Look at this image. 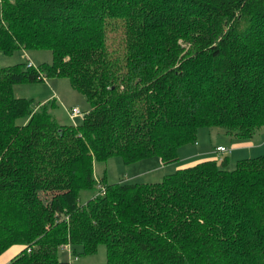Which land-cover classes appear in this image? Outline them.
Masks as SVG:
<instances>
[{
	"label": "trees",
	"instance_id": "16d2710c",
	"mask_svg": "<svg viewBox=\"0 0 264 264\" xmlns=\"http://www.w3.org/2000/svg\"><path fill=\"white\" fill-rule=\"evenodd\" d=\"M18 49L52 59L0 66V254L21 246L7 264H72L99 244L105 264H264V153L156 182L96 174L112 156L176 162L201 127L264 129V0H0V51ZM44 77L85 97L80 123L12 95Z\"/></svg>",
	"mask_w": 264,
	"mask_h": 264
},
{
	"label": "rangeland",
	"instance_id": "374dc122",
	"mask_svg": "<svg viewBox=\"0 0 264 264\" xmlns=\"http://www.w3.org/2000/svg\"><path fill=\"white\" fill-rule=\"evenodd\" d=\"M117 25V24H115ZM120 29L111 30L108 32V44L109 49H116L119 47ZM52 59L51 52L48 49H35V50H15L11 54H4L0 51V66H9L14 64H24L32 63V66L36 67L41 63H50ZM12 95L14 97H23L31 100V106L37 108L40 103L44 101H53L54 106L50 109V114L52 118L60 124H78L82 120V116H76L73 119H69L67 112L72 108L78 109L80 112L85 113L89 109V105L85 97L72 89L69 81L64 77H44L43 80L33 81L29 83H18L12 85ZM52 95L51 98L49 96ZM48 98V99H47ZM43 101V102H42ZM210 130H215L219 132L221 130L217 127H201L197 129L196 136H199L201 132H207ZM212 141L216 139L214 131H211ZM260 146L263 147L260 152L251 154L249 158L256 157L264 153V130H261L256 137ZM227 154V153H226ZM140 164V163H139ZM235 164V162H234ZM234 164L230 165L229 168H232ZM135 163L125 164L121 161L120 157L112 156L109 157L105 162L98 163L96 165V174H101L102 170L104 171V178L107 183H132V182H156L161 179L159 176L160 171L152 172L140 177L128 178L132 176L133 168ZM173 167H167V172H172ZM165 171V170H164ZM163 172V170L161 171ZM87 195L88 192H83V196ZM48 200V195L40 193L38 197L33 200V208H41L46 206ZM20 245H16V248ZM14 247H10L0 258H5L8 255H11L14 252ZM60 260L68 261V256L66 252H60L58 254ZM75 257V261L73 258ZM70 261L72 264H105V247L102 244L97 246L96 251L93 254L87 255H71Z\"/></svg>",
	"mask_w": 264,
	"mask_h": 264
},
{
	"label": "crops",
	"instance_id": "0c3cea01",
	"mask_svg": "<svg viewBox=\"0 0 264 264\" xmlns=\"http://www.w3.org/2000/svg\"><path fill=\"white\" fill-rule=\"evenodd\" d=\"M51 97L52 95L49 96V98ZM261 130H258L249 139H236L229 136L228 134L223 133L221 130H218L219 132H215V130H207V132L203 131L201 134H199V136H196V139L193 143L182 145L177 149L176 162L163 165L159 158L156 157L142 159L134 162L136 166L133 168L132 176H129L128 178L140 177L142 175L157 171H160L159 173L161 174H159V176L162 175V178L163 175L170 173L166 171L167 167H173L175 170L176 168L189 166L201 160L219 157H227L228 165L230 166L237 160L249 158L252 153L255 154L262 150L263 147H261L262 145L260 146L261 142L256 139ZM211 131H214V134L216 135V139L214 141H212ZM216 146H223L226 148V151L216 154L214 152V148ZM162 170L163 172H161ZM14 246V252L5 258H0V264H7L9 259L21 250V246L16 248V245H12L10 247ZM10 247L3 251L0 256L3 255V253L6 252Z\"/></svg>",
	"mask_w": 264,
	"mask_h": 264
},
{
	"label": "built area",
	"instance_id": "2783aa9c",
	"mask_svg": "<svg viewBox=\"0 0 264 264\" xmlns=\"http://www.w3.org/2000/svg\"><path fill=\"white\" fill-rule=\"evenodd\" d=\"M29 65H31V63H27V64H26V66H29ZM78 115H80V112H79V110L76 109V108H72V109L69 111V113H68V116H69L70 119H73L74 117H76V116H78ZM225 151H226V148L223 147V146H216V147L214 148V152H215L216 154H219V153H222V152H225Z\"/></svg>",
	"mask_w": 264,
	"mask_h": 264
}]
</instances>
